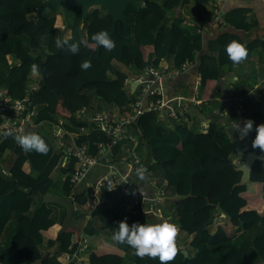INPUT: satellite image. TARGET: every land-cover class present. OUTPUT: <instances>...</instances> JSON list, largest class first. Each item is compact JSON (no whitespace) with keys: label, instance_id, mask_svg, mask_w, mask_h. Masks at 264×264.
Here are the masks:
<instances>
[{"label":"trees","instance_id":"16d2710c","mask_svg":"<svg viewBox=\"0 0 264 264\" xmlns=\"http://www.w3.org/2000/svg\"><path fill=\"white\" fill-rule=\"evenodd\" d=\"M39 1L0 0V86L14 97L27 94L35 104V123L59 120L65 127L74 130L75 143L87 144L89 153L98 149L104 132L93 124L89 129L85 118L78 116L77 111L83 108L106 117L112 114L108 110L94 108L85 89L91 87L94 95L109 103L116 115L128 111L135 98V92L128 96L125 86L127 72L114 66L113 61L128 66L137 78L145 67H159L160 59L165 56H169L175 68L186 60H192L193 54L201 48L200 34L195 31L197 25L194 22L186 25L179 17L168 21V10L180 6L185 0H139L137 9L126 4L122 13L125 24L126 18L127 23L129 17L133 18L132 41L127 40L123 23L116 21L113 31L108 33L116 47L108 51L98 46V57L94 56L95 42L91 37L101 30H109L111 21L102 6H90L82 17L79 29H76L79 5L74 7L72 19L68 22L70 36L76 42L87 41L86 45L81 44L76 54L56 47L54 9H48L39 26L41 36L37 40L47 53L46 60L40 63L39 73L34 65L36 60H42L43 55L30 46ZM246 12L247 7L241 3L230 7L222 14L225 26L249 28L251 23L246 19ZM232 40L245 43L235 31L227 28L209 43V49L215 51L219 67L229 69L234 65L225 51V46ZM245 44L248 55L256 45L264 50V36ZM6 54L10 57L9 63L5 60ZM27 55L35 60L27 58ZM85 60L91 61L87 70L80 66ZM101 62H104L103 66ZM32 69L37 74L36 81H32ZM107 69L110 74L106 73ZM197 72L199 96L209 97L216 73L204 55H201ZM28 81L35 83L32 90L28 89L32 83L28 84ZM155 97L156 94H149L147 99ZM157 112L153 109L139 112L127 125L133 139L125 138L112 145L110 156L114 159L124 153L125 147L137 152L143 145L146 149L142 163L157 173V183L164 182V187L172 193L169 203L174 222L181 231L191 234V238L187 242V255L179 251L171 264H240V251L231 229L236 226L247 231L257 223L260 226L250 236L257 258L244 264H264V159H254L249 178L234 184L240 175L235 165L240 161L241 154L251 150L264 155L259 149L252 148L255 128L245 138L233 137L219 144L213 137L212 125L204 132L197 131L187 125L184 111L177 120L167 125L157 119ZM81 126L85 129L81 130ZM35 128L30 126L24 130L33 131ZM34 132L48 143L50 151L46 155L23 151L12 136L0 139V232L11 215L14 219L8 245L0 250V264H60L57 254L72 252L83 238L98 232H103L104 237L92 246L84 245L88 264H119L127 251L132 264H160L158 259L138 258L133 254L134 249L111 237L110 233L118 230L121 220H126L129 225L145 223L137 211L138 205L134 211L122 208L119 192L101 191L104 200L87 212L88 216L80 228L59 230V223L49 216L51 208L40 200V194L49 192L66 196L72 192V217H84V213L77 215L78 208L87 199L88 188L101 172L94 166L82 181L74 183L70 179L74 156L69 155L61 163L62 151L54 146L46 132L38 128ZM23 162H27L28 170L22 168ZM53 167L55 171L51 174ZM92 169L97 172L91 173ZM90 175L93 176L91 185L87 186L84 181L90 179ZM218 213H222L223 218L215 222L213 217ZM62 215L63 212L60 218ZM43 243L52 246V249L41 250Z\"/></svg>","mask_w":264,"mask_h":264},{"label":"crops","instance_id":"0c3cea01","mask_svg":"<svg viewBox=\"0 0 264 264\" xmlns=\"http://www.w3.org/2000/svg\"><path fill=\"white\" fill-rule=\"evenodd\" d=\"M194 3H200L194 5ZM241 3L247 7L246 19L251 23V26L247 29L236 28L224 24L223 15L230 7ZM58 9V10H57ZM217 14V19L215 16ZM54 21L53 29L55 31L56 40L60 36V31L63 27L64 21L59 8H54ZM168 21L172 18H182L181 23L188 25V22H194L197 26L195 31L200 34L201 48L193 54L192 60H186L178 66L176 71H172V63L169 56H165L160 59L158 65L160 68L165 69L167 72L163 76L152 77L148 73H142L140 79L148 80L149 84L154 85L160 89L162 104L159 106L157 112V119L163 121L167 125L170 121L177 119L168 116L167 110L178 109L182 107L185 113V121L188 126L193 129L204 132L210 125L213 126V137L219 144L228 142L233 137H240L239 132L234 129L236 123L243 125V122L247 119L253 121V128L256 125L264 123V50L260 49L258 45L254 46L247 59L239 64H234L231 68L226 69L225 66H218L215 59V51L209 49V43L214 42L219 32L225 28L235 31L243 42H251L255 38L264 36V0H205L201 2H195L194 0H185L180 6L168 10ZM199 17V19H197ZM132 22L133 18H126V37L129 42L133 39L132 34ZM81 27V23L79 25ZM71 34V27L66 26L62 33V37L69 36ZM201 55L210 63L211 67L215 70V84L211 89L209 97H200L199 90V74L197 72V65L200 61ZM6 63L10 62L8 54L4 55ZM33 71V69L31 70ZM127 77L125 79V86L129 92V83L132 79H136L132 72L125 70ZM110 74V73H109ZM137 84L132 91L135 92ZM196 93V94H195ZM147 97H143L140 100L139 106L144 109L146 107ZM92 112V111H91ZM108 112L112 116L116 115L113 108H109ZM92 114L88 113L85 118H89ZM52 121V120H51ZM66 131L73 132L74 130L65 127L59 120H56ZM39 131L45 132V129ZM35 128V129H37ZM35 129L33 131H35ZM27 132L26 130H23ZM140 152H135L139 158H143L144 149L143 145L140 146ZM125 153V150H124ZM124 153H120V158ZM119 167L127 173L135 182V185L139 187L143 192V199L138 207L139 215L144 219L146 224H153L161 222V219H170L175 224L169 200L172 198V193L169 189L164 187V182H159L158 174L154 171L152 180H157L154 186L148 184L145 180H139L135 172L131 171L123 161H118ZM240 161H237L239 163ZM145 163V162H144ZM236 163V164H237ZM146 166V164H145ZM147 167V166H146ZM22 168L28 170L27 162H23ZM92 168V167H91ZM90 168V169H91ZM89 169V170H90ZM97 169V168H96ZM96 169H92L91 173L97 172ZM3 169H1L2 171ZM89 172V171H88ZM86 179L84 182L87 186L91 185V178ZM96 179H94L95 181ZM92 186V185H91ZM90 186V187H91ZM90 187L88 189H90ZM161 189H160V188ZM159 188L162 191V195L158 197L157 205L154 209L149 207L150 200L154 195L156 189ZM35 199V198H34ZM41 200V198H40ZM104 199L101 198V201ZM110 201V198H108ZM47 206L51 208L49 216L53 218L57 223L60 219L56 217L60 209L64 212L62 205L47 201ZM100 203V202H99ZM95 204L90 201L89 198L80 206V209H84V219L88 216L87 212ZM80 212V211H79ZM146 213V214H145ZM81 220V217H75ZM223 218L222 213H218L216 217H213V221L219 222ZM14 219L11 215L3 225L0 232V250L8 245L10 234L13 231ZM260 226V223L247 231H242L241 228L233 226L231 234L236 242L240 251V264L246 262L249 259L257 258L251 243L250 236L252 232ZM59 228V226H58ZM183 232V231H182ZM184 233L183 241L179 238V246L183 247L187 251V242L191 238V234ZM93 235V234H92ZM89 235L84 241L81 249L75 247L72 252H60L56 255V259L60 264H88L86 250L84 245H94L98 242L99 238L95 241H91ZM79 240V239H78ZM77 240V241H78ZM41 250H51L52 246L43 243L40 247ZM119 264H132L130 252L127 251L123 260Z\"/></svg>","mask_w":264,"mask_h":264},{"label":"built area","instance_id":"2783aa9c","mask_svg":"<svg viewBox=\"0 0 264 264\" xmlns=\"http://www.w3.org/2000/svg\"><path fill=\"white\" fill-rule=\"evenodd\" d=\"M217 14L215 20L217 19ZM183 64V63H181ZM180 64V65H181ZM179 65V66H180ZM175 67L172 71H176ZM148 73L152 77L163 76L167 72L160 67H145L136 79H138L137 85H140L135 91V98L130 105L128 111H124L119 115L106 117L99 112L86 111L80 108L77 111L78 116H83L88 113L92 115L86 120L88 128L92 129V124L96 125L98 129L104 132V137L98 142V149L94 153H89L87 150V144L85 142L75 143L73 134L75 132H68L59 123L45 120L34 122L35 117V104L32 103L27 94L21 97H14L10 95L6 89L0 86V132L3 130H11L14 134H20L25 127H39L45 129L46 134L51 138L55 147L62 151L61 163H63L69 155H73L75 158L74 168L71 173V181L78 183L84 179L91 167H98L100 174L94 181L93 185L87 191V198L90 199L95 205L101 201V191L112 193L114 191L121 194L122 208L126 211H134L140 206L143 199L142 190L135 185L134 180L127 175L120 167L118 161L126 163L132 172H135L137 168L143 166L146 169L145 181L154 186L155 180H152L154 176L153 172L142 163L139 156L133 149L125 147V153L120 157L119 155L114 159L110 156V147L115 143L127 138L133 139V135L128 131L127 125L134 120L136 115L145 109L158 110L162 104V97L160 89L154 85L149 84L148 80H141V74ZM35 83H30L28 89H33ZM149 94H156L153 100L147 99L146 107L140 108L139 103L141 98L148 97ZM196 94V93H195ZM183 111L182 107L178 109L168 108V116L178 119L180 113ZM81 130L85 127L81 126ZM5 138L0 134V139ZM135 143V140H134ZM160 188V187H159ZM157 188L153 197L150 200L149 207L154 209L157 205L158 197L162 195V191ZM85 239L83 238V241ZM83 247L80 244L77 248Z\"/></svg>","mask_w":264,"mask_h":264},{"label":"clouds","instance_id":"9594fccd","mask_svg":"<svg viewBox=\"0 0 264 264\" xmlns=\"http://www.w3.org/2000/svg\"><path fill=\"white\" fill-rule=\"evenodd\" d=\"M91 39L108 51H112L116 47L106 30L93 34ZM55 44L57 48L66 49L72 54H76L79 52L81 44L86 45L87 41L76 42L69 35L58 38ZM225 51L233 64L244 62L248 56L246 44L237 40L230 41L225 46ZM80 66L83 70H87L91 67V61L85 60ZM234 129L239 132L241 138H245L253 130V121L247 119L242 126L236 123ZM0 134L5 138L12 136L25 152L35 151L46 155L50 151L48 143L34 131H21L20 134H14L11 130H3ZM251 144L253 149H259L261 153H264V123L256 125L255 138ZM135 175L139 180H145L146 169L143 166L137 168ZM179 233V225L172 223L170 219H161V222L153 224L132 223L131 225L126 220H121L118 223V230L113 234V239L134 249L133 254L140 259H158L160 264H171L179 254L177 245Z\"/></svg>","mask_w":264,"mask_h":264},{"label":"water","instance_id":"95a60500","mask_svg":"<svg viewBox=\"0 0 264 264\" xmlns=\"http://www.w3.org/2000/svg\"><path fill=\"white\" fill-rule=\"evenodd\" d=\"M160 2V0H157ZM100 5L104 8L105 13H107L110 18V28L107 30L108 33L112 32L114 29V25L116 21H121L125 27V19L123 17V9L126 4H131L135 9L139 7V0H40L35 9V19L32 26V31L34 33V37L30 43L31 47L37 48L43 55L41 61H35L34 68L37 72L40 73V63L45 61L47 58V53L43 50L42 46L37 42V40L41 36V31L39 26L42 25L44 20V13L48 9L59 8L64 24L60 31V38H62V33L68 24V14L71 10L79 5V15L76 21V29H79V25L81 23L82 17L85 11L92 5ZM98 45L95 43V53L94 56L98 57L97 54ZM27 58L33 59L31 56L27 55ZM104 62H101V66H103ZM138 83V79H132L129 83V92L128 96L131 95L134 90L136 84ZM254 159H264V155L255 153L251 150H248L241 154L240 162L235 165V168L240 170V175L238 180L234 184H239L246 181L249 178V173L251 169L252 162ZM72 193V192H71ZM68 194L66 196H60L54 193L44 192L40 194V198L42 201H50L55 202L63 206L64 212L59 222V230H63L66 227L75 228L76 225L80 222L79 218H73L72 212L74 209V203L72 200V195ZM177 245L179 251L183 255H187V251L185 248L179 246V240L177 239Z\"/></svg>","mask_w":264,"mask_h":264},{"label":"rangeland","instance_id":"374dc122","mask_svg":"<svg viewBox=\"0 0 264 264\" xmlns=\"http://www.w3.org/2000/svg\"><path fill=\"white\" fill-rule=\"evenodd\" d=\"M199 4L200 3H194V5H198L199 6ZM74 9V8H73ZM73 9L71 10V12L68 14V22H70V20L72 19V14H73ZM58 10V9H57ZM112 64L114 65V66H116L117 68H120V69H122V70H129L130 72H132L133 73V71H132V69H130L128 66H125V65H123L122 63H119V62H117V61H113L112 62ZM111 71L109 70V69H107L106 70V73H110ZM31 73V75H32V81H36L35 79H37V74H36V72H33V71H31L30 72ZM32 81H30V82H32ZM29 81H28V84L30 83ZM34 83V82H33ZM85 92H86V94L88 95V97H89V99H90V101H91V105L94 107V108H97V109H102V110H108L109 108H111L112 106H110L109 105V103H107V102H104V101H102L101 99H99L96 95H94V92H93V90H92V88L91 87H87L86 89H85ZM140 150L141 149H138V152H140ZM145 150V149H144ZM54 168V167H53ZM157 170V169H156ZM54 171H55V168L54 169H51V174L52 173H54ZM169 202H171L170 200H169ZM79 209V211L80 212H77V215L78 214H81V213H83L85 210L82 208V209H80V207L78 208ZM62 210L60 209V211L58 212V215L56 214V217H58V219H60V216H61V212ZM83 211V212H82ZM84 221H85V219H84V217H82L81 218V220H80V222L76 225V227H81V225H82V223H84ZM110 235H111V237H113V234L112 233H110ZM100 237H104L103 236V232H98V233H95V234H93L92 235V238L90 237V240L93 242V241H95V239H97V238H100ZM178 238L179 239H181L182 241H183V238H184V233L180 230V233H179V236H178ZM241 264H243V262L241 263Z\"/></svg>","mask_w":264,"mask_h":264}]
</instances>
